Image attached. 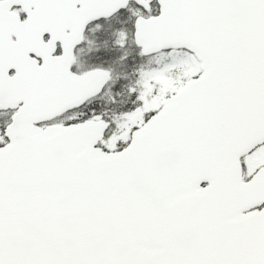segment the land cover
I'll return each instance as SVG.
<instances>
[{
	"label": "snow or ice",
	"instance_id": "6c2138e0",
	"mask_svg": "<svg viewBox=\"0 0 264 264\" xmlns=\"http://www.w3.org/2000/svg\"><path fill=\"white\" fill-rule=\"evenodd\" d=\"M0 264H264V0H0Z\"/></svg>",
	"mask_w": 264,
	"mask_h": 264
}]
</instances>
